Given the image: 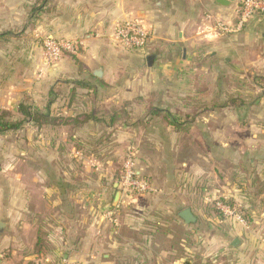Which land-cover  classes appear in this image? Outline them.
<instances>
[{"label":"crops","instance_id":"1","mask_svg":"<svg viewBox=\"0 0 264 264\" xmlns=\"http://www.w3.org/2000/svg\"><path fill=\"white\" fill-rule=\"evenodd\" d=\"M222 1H0V111L44 110L63 74V185L25 179L21 130L0 135V264H264V17L215 34L242 0ZM132 20L151 38L124 50L113 31ZM46 37L76 50L47 65ZM225 96L240 100L219 108ZM129 153L145 192L120 185ZM220 200L248 224L218 216Z\"/></svg>","mask_w":264,"mask_h":264},{"label":"built area","instance_id":"2","mask_svg":"<svg viewBox=\"0 0 264 264\" xmlns=\"http://www.w3.org/2000/svg\"><path fill=\"white\" fill-rule=\"evenodd\" d=\"M255 16L264 17V0H242L237 11V19L233 24L217 20L211 26V30L220 35L237 34L242 31L247 21ZM113 38L116 44L123 49H142L151 38V29L142 21H126L116 24ZM42 48L44 61L50 66L59 61L64 51L74 53L76 50L73 42L52 37L43 39ZM120 185L126 193L149 190L148 184L138 176L134 154L129 153L123 161ZM215 207L224 218H231L242 225L246 224L240 211L236 208H231L220 201L215 202Z\"/></svg>","mask_w":264,"mask_h":264},{"label":"rangeland","instance_id":"3","mask_svg":"<svg viewBox=\"0 0 264 264\" xmlns=\"http://www.w3.org/2000/svg\"><path fill=\"white\" fill-rule=\"evenodd\" d=\"M50 100L54 101V105L51 108V114L57 119V124L50 127H35V132L28 131L25 128V125L23 129H21L20 137L14 135L12 136V139L14 140L13 143L15 144V148L18 147L19 149L26 151L23 157L17 159L20 160L17 163V166L21 167L20 171H23L24 169L22 174L25 179L27 178L26 172L35 169L38 174L37 176H39L38 181L40 180V182L43 183L57 182L63 185V74H60L53 79L52 91L49 94L47 103ZM132 112L136 114L137 117L141 116V114H139L140 110L134 108V111ZM144 112L146 113L147 111L145 110L143 113ZM169 115H171V113H168V116ZM172 116L176 117V115L173 114ZM5 145L6 144L2 142V144H0V149L4 150L3 146ZM124 159L118 157L116 161L117 166H122ZM17 160L14 161L17 162ZM47 214L49 213L43 212L41 213V216L46 217ZM178 231L177 233L179 234L180 232ZM30 255L31 251L24 256H29L30 258L27 261L33 262L34 257L33 255ZM44 260L37 264H50V262L46 263ZM55 260L58 261V264H65L60 256Z\"/></svg>","mask_w":264,"mask_h":264},{"label":"trees","instance_id":"4","mask_svg":"<svg viewBox=\"0 0 264 264\" xmlns=\"http://www.w3.org/2000/svg\"><path fill=\"white\" fill-rule=\"evenodd\" d=\"M75 84L83 88L87 87V83L84 81H77ZM238 100H240L238 97L225 96L223 101L217 106H219V108H225L236 104ZM53 103L54 101L50 100L46 108L41 111L26 98L17 106L15 114L10 111H0V135L19 131L23 129L26 124H31L37 128L55 126L57 124V119L51 114V107ZM152 114L157 115L158 111H153ZM169 116L171 118V125H176L177 118L172 115ZM220 202L230 206L231 208H235L234 204L230 201L220 200ZM213 207L217 215L224 218L222 213L215 207V203L213 204ZM236 209L240 211L243 219L248 224V220L246 219L243 211L238 208Z\"/></svg>","mask_w":264,"mask_h":264},{"label":"water","instance_id":"5","mask_svg":"<svg viewBox=\"0 0 264 264\" xmlns=\"http://www.w3.org/2000/svg\"><path fill=\"white\" fill-rule=\"evenodd\" d=\"M216 2L218 3H223L222 0H215ZM119 197H120V192L117 191L115 196H114V200H113V204L115 205L118 200H119ZM179 216L180 218L184 221L185 224H190V223H193L195 222V218L193 217L191 211L189 209H185L183 211H181L179 213ZM239 243V240H235L233 243H232V246H236L237 244Z\"/></svg>","mask_w":264,"mask_h":264}]
</instances>
